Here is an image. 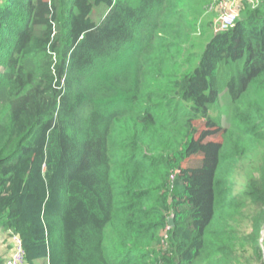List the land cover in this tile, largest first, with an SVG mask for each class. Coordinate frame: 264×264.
I'll return each instance as SVG.
<instances>
[{"label": "trees", "instance_id": "obj_1", "mask_svg": "<svg viewBox=\"0 0 264 264\" xmlns=\"http://www.w3.org/2000/svg\"><path fill=\"white\" fill-rule=\"evenodd\" d=\"M186 1L0 0V231L26 264H264V101H241L264 80V0L210 34L183 29ZM191 35L195 68L159 94L160 51Z\"/></svg>", "mask_w": 264, "mask_h": 264}, {"label": "rangeland", "instance_id": "obj_2", "mask_svg": "<svg viewBox=\"0 0 264 264\" xmlns=\"http://www.w3.org/2000/svg\"><path fill=\"white\" fill-rule=\"evenodd\" d=\"M239 0H187L183 3L185 5L184 10L186 11V20H182V24L188 23L189 25L183 26L185 31L187 29H192L193 22L200 19L204 24L202 30L204 33L210 34V28L208 23L213 21V26L215 28L217 22H220L221 17L229 12L237 9V3ZM212 3V4H211ZM108 9L105 5L97 6L91 16L92 20L99 24L101 23L104 15L107 13ZM210 39V35L206 37L203 43H200L199 51H202L204 44ZM192 40H198V37L191 35V37L179 42V45L174 44V42H168L166 46L160 51V66H155L154 70L149 75L148 82L158 91L159 94H165L170 85L176 81L183 73L191 71L195 68L194 64L184 63V59L187 54H192L190 50V42ZM182 44V45H181ZM181 45V47H180ZM197 48V46H196ZM197 50V49H196ZM194 58V57H193ZM192 58V59H193ZM225 69L219 70L218 78L219 81H224L225 85L228 82V73L225 74ZM230 74V73H229ZM237 76L236 72L231 73V77ZM242 104H250L253 106L262 105L264 101V80L254 82L248 92L241 99ZM159 104V102H157ZM163 104L166 105V100H163ZM238 105V104H237ZM236 104L231 105V97L228 92V88L222 87V91L219 97V102L212 106V113L216 118L219 117L220 121L224 127H231L233 120L232 116L236 115ZM220 124V122L217 120ZM196 125L204 130V122H197ZM215 140L221 141L220 134L215 136ZM201 157L196 156L190 161H187L183 166L197 167L200 164ZM243 177L236 175L235 181L237 182L236 190L240 192L243 191L245 187V181ZM0 244L6 246L7 251H9L8 258H13L14 255L19 254L18 247L14 236L8 235V239L4 236L1 239ZM7 258V259H8Z\"/></svg>", "mask_w": 264, "mask_h": 264}, {"label": "built area", "instance_id": "obj_3", "mask_svg": "<svg viewBox=\"0 0 264 264\" xmlns=\"http://www.w3.org/2000/svg\"><path fill=\"white\" fill-rule=\"evenodd\" d=\"M244 1H247L251 5L255 6L258 0H239L237 3V9L225 13L221 17L220 22H217V24L215 26L216 31L228 30L235 25V23L239 17L240 9L242 8V4H243L242 2H244ZM13 236H14V239L16 242V246L18 247L19 254L14 255L13 258H8L6 261V264H26L24 252H23L22 246H21V239L19 236H15V235H13Z\"/></svg>", "mask_w": 264, "mask_h": 264}, {"label": "crops", "instance_id": "obj_4", "mask_svg": "<svg viewBox=\"0 0 264 264\" xmlns=\"http://www.w3.org/2000/svg\"><path fill=\"white\" fill-rule=\"evenodd\" d=\"M4 236H6V239H8V234L6 232L4 233V232L0 231V242ZM8 253H9V251H7L6 246H2L0 244V256L7 260L8 256H9ZM38 264H45V262L39 261Z\"/></svg>", "mask_w": 264, "mask_h": 264}, {"label": "water", "instance_id": "obj_5", "mask_svg": "<svg viewBox=\"0 0 264 264\" xmlns=\"http://www.w3.org/2000/svg\"><path fill=\"white\" fill-rule=\"evenodd\" d=\"M168 224H169L170 227H173L175 225L174 217H169L168 218Z\"/></svg>", "mask_w": 264, "mask_h": 264}, {"label": "bare ground", "instance_id": "obj_6", "mask_svg": "<svg viewBox=\"0 0 264 264\" xmlns=\"http://www.w3.org/2000/svg\"><path fill=\"white\" fill-rule=\"evenodd\" d=\"M258 3V2H257ZM212 4V3H211Z\"/></svg>", "mask_w": 264, "mask_h": 264}]
</instances>
